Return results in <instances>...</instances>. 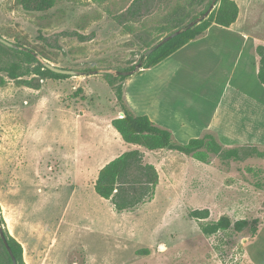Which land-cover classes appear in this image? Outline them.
Listing matches in <instances>:
<instances>
[{
  "label": "rangeland",
  "instance_id": "rangeland-1",
  "mask_svg": "<svg viewBox=\"0 0 264 264\" xmlns=\"http://www.w3.org/2000/svg\"><path fill=\"white\" fill-rule=\"evenodd\" d=\"M234 1L241 10L238 24L248 29L246 18L255 10L256 23H248L262 34L264 0ZM132 2L59 0L36 13L23 10L19 0H0V36L56 67L84 73L63 80L23 78L40 90L0 73L6 80L0 86L3 228L22 245L25 264H247L249 242L264 226V156L241 151V160L212 155L204 164L176 151L142 149L160 176L151 201L119 213L94 190L100 170L124 146L109 126L121 113L106 75L134 70L166 15L163 4L148 17L119 24L116 18ZM74 32L90 39L80 41L70 36ZM5 60L37 65L23 56ZM94 70L111 72L86 75ZM93 141L106 151L99 160H91ZM205 209L208 219L190 218ZM222 217L231 221L228 230L202 233V225ZM242 220L247 225L237 231Z\"/></svg>",
  "mask_w": 264,
  "mask_h": 264
},
{
  "label": "crops",
  "instance_id": "crops-1",
  "mask_svg": "<svg viewBox=\"0 0 264 264\" xmlns=\"http://www.w3.org/2000/svg\"><path fill=\"white\" fill-rule=\"evenodd\" d=\"M256 13L249 12L248 29L238 24L240 10L231 27L214 24L155 67L130 76L124 83L127 106L170 130L182 144L211 131L226 148L264 147V86L258 80L256 52L264 46V31H251ZM105 139L103 148L109 149ZM121 149L143 151L125 142ZM101 154L106 151L91 142V160L101 159ZM150 164L157 168L156 163ZM247 259V264H264V226L250 240Z\"/></svg>",
  "mask_w": 264,
  "mask_h": 264
},
{
  "label": "trees",
  "instance_id": "trees-1",
  "mask_svg": "<svg viewBox=\"0 0 264 264\" xmlns=\"http://www.w3.org/2000/svg\"><path fill=\"white\" fill-rule=\"evenodd\" d=\"M58 1L19 0V4L25 11L46 13L54 8ZM212 1L209 0L205 8L196 14L197 10L204 6L206 0H133L128 9L119 15L116 20L119 24L136 22L151 15L158 5L165 4L166 15L163 17L161 24L155 28L158 36L145 41L144 50L147 51L164 37L177 30L185 29L189 23L203 16ZM216 4L214 11L200 24L192 29L185 30L147 58L142 55L140 58L142 68L139 73L155 67L191 41L203 36L212 25L216 24L229 28L235 24L240 13L238 4L234 0H216ZM70 36H75L83 42L90 39L88 36L77 32L71 33ZM40 39L43 40L44 38ZM256 52L259 56L258 80L264 86V46H258ZM17 56H23L28 63L36 62L37 65H22L21 63L5 60L6 57ZM0 73H6L10 80L33 90H40V84H33L31 81L24 80V77L34 75L39 80H63L70 77L54 73L45 68L32 54L9 48L2 43H0ZM129 77L106 75V80L113 90L120 109L119 112L124 114V117L114 118L111 124L125 143L139 146L148 151H176L204 164L209 163L212 155L223 160H241V151L247 152L246 157L252 156L253 153L259 157L264 156V152H258L259 146L255 145L226 148L219 142L216 134L211 131H206L200 138L192 139L187 144L179 143L170 130L155 124L147 116L136 115L127 106L124 100V83ZM5 83L6 80L0 78V86L5 85ZM159 182L160 176L156 167L144 161L143 152L141 150H131L118 156L100 170L94 190L99 197L110 201L115 210L120 213L133 210L140 204L151 201L155 196ZM189 216L192 219L202 221L209 218L210 212L207 209L194 210L190 212ZM0 221L2 225L5 224L1 215ZM254 223L257 224L258 220ZM246 225L247 221L242 220L236 222L235 228L237 231H241ZM230 227V219L222 217L217 222L202 225L201 231L204 235L211 236L220 231H226ZM4 233L18 264H25L22 245L8 231L4 230ZM0 264H12V259L1 236Z\"/></svg>",
  "mask_w": 264,
  "mask_h": 264
},
{
  "label": "water",
  "instance_id": "water-1",
  "mask_svg": "<svg viewBox=\"0 0 264 264\" xmlns=\"http://www.w3.org/2000/svg\"><path fill=\"white\" fill-rule=\"evenodd\" d=\"M216 0L213 1V4L208 8V10L203 14V16H201L200 18H197L196 20L192 21L191 23H189L187 25V27L185 29H181V30H177L176 32H173L172 34L164 37L160 42H158L155 46H153L152 48L148 49L147 51L144 52L143 56L144 58H147L148 56H150L152 53H154L157 49H159L161 46H163L164 44H166L167 42H169L170 40L174 39L175 37H177L178 35H180L181 33H183L185 30H189L192 29L193 27H195L196 25L200 24L202 21H204L205 19H207L209 17V15L214 11V9L216 8ZM0 43L4 44L5 46L15 49V50H20V51H24V52H28L30 54H32L33 56H35L41 63L42 65L49 69L50 71L57 73V74H61V75H66V76H72V77H76V76H81L84 75V73H81L79 71L76 70H69V69H63V68H59L56 67L48 62H46L43 58H41L36 52H34L33 50L26 48V47H22L19 46L17 44H14L8 40H6L5 38L0 36ZM142 68V62L138 63L136 65V68L134 70H132L131 72H122L119 75H123V76H132L134 74H136L137 69H141ZM111 71L109 70H94L91 72H87L86 75L87 76H92V75H98L101 73H110ZM121 117H124V114L121 113ZM0 236L1 239L12 259V264H18L15 256L13 255V252L8 244L7 238L5 236L4 233V228L3 225L0 221Z\"/></svg>",
  "mask_w": 264,
  "mask_h": 264
},
{
  "label": "bare ground",
  "instance_id": "bare-ground-1",
  "mask_svg": "<svg viewBox=\"0 0 264 264\" xmlns=\"http://www.w3.org/2000/svg\"><path fill=\"white\" fill-rule=\"evenodd\" d=\"M162 247V250H165V247L164 246H161Z\"/></svg>",
  "mask_w": 264,
  "mask_h": 264
},
{
  "label": "built area",
  "instance_id": "built-area-1",
  "mask_svg": "<svg viewBox=\"0 0 264 264\" xmlns=\"http://www.w3.org/2000/svg\"><path fill=\"white\" fill-rule=\"evenodd\" d=\"M121 117V116H120Z\"/></svg>",
  "mask_w": 264,
  "mask_h": 264
}]
</instances>
